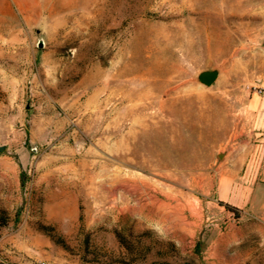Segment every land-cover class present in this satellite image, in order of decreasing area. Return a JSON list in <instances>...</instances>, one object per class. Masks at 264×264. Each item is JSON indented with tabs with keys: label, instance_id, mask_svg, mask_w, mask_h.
Segmentation results:
<instances>
[{
	"label": "rangeland",
	"instance_id": "1",
	"mask_svg": "<svg viewBox=\"0 0 264 264\" xmlns=\"http://www.w3.org/2000/svg\"><path fill=\"white\" fill-rule=\"evenodd\" d=\"M263 41L264 0H0V264H264Z\"/></svg>",
	"mask_w": 264,
	"mask_h": 264
},
{
	"label": "crops",
	"instance_id": "2",
	"mask_svg": "<svg viewBox=\"0 0 264 264\" xmlns=\"http://www.w3.org/2000/svg\"><path fill=\"white\" fill-rule=\"evenodd\" d=\"M250 107L252 108V118L255 120L254 121V133L255 135H263L264 134V101H257L254 99L250 103ZM263 112V113H262ZM47 260L46 257H40L39 262H43ZM17 264H34L32 262H21L19 261Z\"/></svg>",
	"mask_w": 264,
	"mask_h": 264
},
{
	"label": "water",
	"instance_id": "3",
	"mask_svg": "<svg viewBox=\"0 0 264 264\" xmlns=\"http://www.w3.org/2000/svg\"><path fill=\"white\" fill-rule=\"evenodd\" d=\"M37 46L39 48H43L44 47L43 40H39ZM262 46L264 48V41L262 42ZM218 76H219V71L217 69L204 70L197 74L196 80L201 85L205 87H210L216 82ZM4 148H5L4 146H0V153L4 150ZM219 157H222V155H219Z\"/></svg>",
	"mask_w": 264,
	"mask_h": 264
},
{
	"label": "trees",
	"instance_id": "4",
	"mask_svg": "<svg viewBox=\"0 0 264 264\" xmlns=\"http://www.w3.org/2000/svg\"><path fill=\"white\" fill-rule=\"evenodd\" d=\"M225 208H226L229 212H231V213L235 216V218H238V217H239V212H240V211H239L238 209L233 208V207H231V206H229V205H225ZM6 224H7V220H6L5 217L2 216V212H0V230H1L3 227H5Z\"/></svg>",
	"mask_w": 264,
	"mask_h": 264
},
{
	"label": "bare ground",
	"instance_id": "5",
	"mask_svg": "<svg viewBox=\"0 0 264 264\" xmlns=\"http://www.w3.org/2000/svg\"><path fill=\"white\" fill-rule=\"evenodd\" d=\"M179 64V63H178ZM175 67H177V66H175ZM179 67V66H178ZM180 68V67H179ZM177 70V69H176ZM176 70H175V72H176ZM175 72H174V74H175ZM171 73V72H170ZM172 73H173V71H172ZM177 73H178V71H177ZM176 73V74H177ZM179 73H181V72H179ZM174 74H171V75H173L174 76ZM175 74V75H176ZM179 75V74H178ZM183 75V74H182ZM170 76V75H169ZM168 76V77H169ZM180 77V76H179ZM181 79V78H180ZM176 80V79H175ZM178 87V86H177ZM181 87V86H180ZM170 89V88H169ZM181 89V88H180ZM169 91V90H168ZM177 91V90H176ZM151 105V104H150ZM161 106V105H160ZM142 107V106H141ZM160 108V107H159ZM163 108V107H162ZM163 110V109H162ZM144 111V110H143ZM159 112H161V111H159ZM148 114V113H147ZM154 114V113H153ZM151 115V114H150ZM150 115H148V116H150ZM156 115V114H155ZM145 117V116H144ZM151 117H153V116H151ZM147 118V117H146ZM162 118V117H161ZM152 120V119H151ZM158 120V119H157ZM154 123V122H153ZM142 125V124H141ZM154 127H155V125H154ZM140 128V127H139ZM143 129V128H142ZM151 133V132H150ZM151 135V134H150ZM172 142V141H171ZM153 151V150H152Z\"/></svg>",
	"mask_w": 264,
	"mask_h": 264
},
{
	"label": "built area",
	"instance_id": "6",
	"mask_svg": "<svg viewBox=\"0 0 264 264\" xmlns=\"http://www.w3.org/2000/svg\"><path fill=\"white\" fill-rule=\"evenodd\" d=\"M40 264H45V263L41 262Z\"/></svg>",
	"mask_w": 264,
	"mask_h": 264
}]
</instances>
